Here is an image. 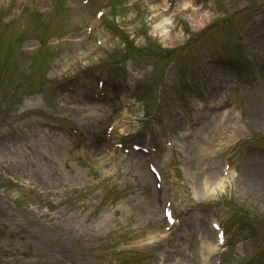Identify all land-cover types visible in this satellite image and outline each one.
Masks as SVG:
<instances>
[{"label":"rangeland","instance_id":"rangeland-1","mask_svg":"<svg viewBox=\"0 0 264 264\" xmlns=\"http://www.w3.org/2000/svg\"><path fill=\"white\" fill-rule=\"evenodd\" d=\"M33 1L43 15H21ZM85 1L0 0V264H264V0H170L166 14L161 0H113L116 23L95 18L104 0ZM132 143L155 149L161 201ZM223 163L222 188L197 201ZM167 197L181 217L170 229ZM213 222L227 241L202 263Z\"/></svg>","mask_w":264,"mask_h":264},{"label":"bare ground","instance_id":"bare-ground-1","mask_svg":"<svg viewBox=\"0 0 264 264\" xmlns=\"http://www.w3.org/2000/svg\"><path fill=\"white\" fill-rule=\"evenodd\" d=\"M154 7L155 6H153V8ZM196 24L197 25H202L203 24V20L196 21ZM136 160H137L136 161L137 162L136 167H137L138 173L139 174L142 173V177H140V178L143 179V180L151 179V177H152L151 173H149L147 171V168L143 166L142 157H140L139 159H136ZM204 173H205V176L201 179L200 188H198L197 191H196L197 198H203L210 191V187L212 186V183H213L212 179L218 177V176L217 177L215 176L216 172L214 173V172L211 171V172H204ZM216 175H218V174H216ZM204 243H205L204 244V248H206L207 252L209 253L211 251V246H209V243H207V240H205Z\"/></svg>","mask_w":264,"mask_h":264}]
</instances>
